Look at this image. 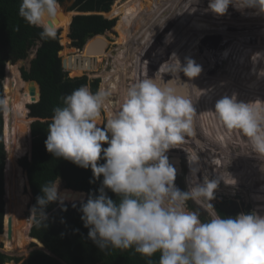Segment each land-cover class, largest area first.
Instances as JSON below:
<instances>
[{
	"label": "clouds",
	"instance_id": "9594fccd",
	"mask_svg": "<svg viewBox=\"0 0 264 264\" xmlns=\"http://www.w3.org/2000/svg\"><path fill=\"white\" fill-rule=\"evenodd\" d=\"M230 5L264 14V0H210L208 7L223 16ZM60 12L59 0H21L19 8L25 22L42 29V40L56 38L51 21ZM201 71L195 61L186 59L168 84L149 77L133 83L119 110L103 125L99 123L102 109L110 99L103 90L93 93L87 85L81 86L61 97L62 106L53 109L47 151L91 168L96 179L103 177L99 195L89 197L81 207L88 238L101 252L132 251L146 264H264V216L251 212L223 218L211 203L222 176L193 183L187 191L175 186L176 169L167 152L195 136L196 113L186 87L178 83L179 73L192 80ZM4 103L0 99V110ZM253 105L238 102L235 95L224 96L216 102L214 113L226 129L239 131L254 152L264 157V109ZM101 159L102 165L98 164ZM196 171L191 170L193 176ZM41 192L31 215L37 229L47 227L45 209L58 200V186L49 182L41 186ZM189 201L209 218L201 220L189 210ZM157 254L158 260H153Z\"/></svg>",
	"mask_w": 264,
	"mask_h": 264
},
{
	"label": "trees",
	"instance_id": "16d2710c",
	"mask_svg": "<svg viewBox=\"0 0 264 264\" xmlns=\"http://www.w3.org/2000/svg\"><path fill=\"white\" fill-rule=\"evenodd\" d=\"M209 1L128 0L119 6L118 4L115 5L111 13L108 14L119 18L116 24V20H107L101 16V12L110 10L113 0H74L68 12L61 7L64 0H59L61 12L51 21V25L56 28V38L54 40H42L40 38L42 29L30 26L19 16L21 0H0V99L5 102V108L3 106L5 125L3 110H0V249L3 250L4 254L6 252L13 253L16 248L23 250L26 245L25 238H27L37 248L42 247L49 254L40 249L33 250L21 264H146L144 258L132 251L121 252L112 250L109 254H105L88 238L89 229L84 227L81 219L83 215L81 207L87 202L89 197L99 195L103 177L96 179L91 168L84 169L68 160L53 157L45 147L48 126L51 123L53 109L57 106H62L61 97L71 94L75 89L84 85H87L93 93L98 91L100 82L98 78L89 80L86 76L77 77L83 72H91L90 70L95 67L96 53L86 55V49L91 42L95 39L100 40V42L105 43L106 49L108 48L109 41L105 36L99 37L98 35H104L112 31L116 24L115 30L118 33V38L115 44H118V47L115 50V54L109 55L115 68L116 58L124 54H139L144 51L139 46L127 47L120 44L141 45L146 50H153L155 49L154 39L159 31L162 18L174 23L183 14L184 10L190 14H197L201 18L208 14L214 15L209 10ZM153 7L156 9L161 8L156 13V16L160 17L159 19L143 15V9H152ZM73 10L78 13L94 14L80 15ZM163 10L165 13H160ZM193 10L197 12H193ZM244 10L249 11L247 8L237 9L229 6L226 14L223 16H210V20L203 23V25H194L187 21L177 22L172 27L175 30H170V41L172 37H175V40L177 39V32L180 35L191 34L192 37L184 38L183 42L176 41L175 45L172 43V48L174 50L177 48L178 54H182L184 51L182 43L210 45V42H207L209 38L213 37L214 34L216 38H213V40L219 39L218 37L223 38V35L229 29V27L222 30L214 28H222L223 26L238 23V21L241 22L242 18L239 17L244 15V18H246L250 14L249 12L241 14ZM250 10L251 13L261 15L256 9ZM203 26L205 27L203 28ZM17 27L18 31L16 30ZM243 27L234 28V33H236H232L235 36H232L234 40L230 36L225 42L220 43L218 41V44L214 43L216 44L214 46L215 49L219 50L225 59L232 56L229 51L230 43L244 45L242 48H246L247 46H253L252 44L255 42H252V40L259 37L258 29L247 28V30L250 29V32L244 33ZM211 28H213L212 31H206ZM58 32H60V37L63 41L67 38L68 42L70 40L73 46L77 48H82L86 41L89 40L83 52L79 55L81 57L80 64L75 65V56L67 57L66 54L72 55L69 51H61L62 45L60 44ZM257 33L258 35L256 36L255 34ZM243 34H247L244 39ZM248 34L251 36L248 37ZM205 36H207L206 40H203ZM258 44L260 43H256L255 46H258ZM263 51L264 41L261 42V47L257 51L259 56L262 55ZM106 56H108L107 53ZM30 57L31 60H29ZM84 57H88L90 61L89 67L87 60L84 61L83 66L82 58ZM62 58L66 62L67 70L62 68ZM9 60L13 63L29 60L28 68H22L20 73L16 66L8 65L6 67ZM244 60L246 64H250L252 61H254L252 63L258 62L255 61V55H251V57L247 55ZM149 62L150 58L147 56L123 57V63L126 68H133L131 74L133 83L148 77L156 78L151 70L147 68L140 69L148 65ZM180 62L185 64L186 59L184 58ZM227 64H236V62L228 61ZM5 71L7 82L4 91ZM165 77L166 75L163 78ZM103 80L107 83L112 82L115 96L118 97L121 103L125 95L127 80H129V77L126 76V71L121 73L113 69L110 74L104 76ZM182 80L187 81L189 79L185 76ZM29 81H34L38 86L39 100L37 102H34L37 98L36 88L34 94L30 95V90L32 86L35 87V84L32 85ZM15 112L20 114L18 120L12 117ZM26 115L28 116L26 117ZM3 132H5L6 137H14L16 140L15 148L9 147L10 151L7 156ZM27 140H30L29 145L26 143L28 142ZM107 146L105 144L102 147L106 148ZM26 149L29 150L28 155L21 158L20 164H18L16 162L17 158ZM103 163H105L103 159L98 161V164L102 165ZM5 173L7 175V183L4 189ZM53 181L58 186V200L48 204L45 209L47 216L45 224L47 227L37 229L34 223L35 217H31L29 237H26L23 232L28 226V209L32 214V209L37 203V197L43 194L41 186ZM5 190L7 192L6 202ZM70 190L84 192L86 198L78 204H70L68 202L79 198L78 194L72 196ZM105 191L107 196L113 201H118L119 198L114 193L110 190ZM68 194H71V196L68 197ZM224 204L222 203L221 207L218 208L215 206L219 215L223 218H235L237 213H234L231 208L223 206ZM245 211V214H247L248 211L246 209ZM3 253L0 252V264H19V261L7 258ZM153 260H158V254L153 257Z\"/></svg>",
	"mask_w": 264,
	"mask_h": 264
},
{
	"label": "rangeland",
	"instance_id": "374dc122",
	"mask_svg": "<svg viewBox=\"0 0 264 264\" xmlns=\"http://www.w3.org/2000/svg\"><path fill=\"white\" fill-rule=\"evenodd\" d=\"M126 1L128 0H113V4L110 10L108 12H101V16L107 20H116V24H117L119 18L109 16L108 14L111 13V10L115 5L118 4L119 6L125 3ZM147 8L143 9L144 16L149 15V16L157 17L158 19L160 18L158 15L156 16V13L158 12L157 10H160L161 8L160 9H156L155 7H153L152 9H147ZM248 9L249 11L244 10L242 11L241 14H243L244 12H249L250 13L249 17L244 18V15L242 17H239L242 18L241 22L238 21V23H233L230 24L229 26H223L222 28L213 27L214 29H220V30L229 27V29L223 35V38L218 37L219 39L213 40V38H216V35L214 34L215 36L213 35V37L209 38L207 41L210 42V45L209 44L190 45L187 43L185 44L182 43L184 49L182 54H178V49L176 48L174 50L171 44L173 43V45H175L176 41L183 42L184 38L188 36H189L188 38H191L192 35L191 34L180 35L177 32L176 33L177 39L175 40L174 39L175 37L174 38L172 37V40L170 41L171 38L170 30L172 29V27L179 21H187L190 24L193 23L194 25L195 24L203 25V23L210 20V16H216V15L208 14L205 17L201 18L198 17L197 14H193V13L190 14L188 12H185L184 10L183 14L179 18L177 17L178 18L177 20L173 18L174 20H176L174 23L171 22L170 20L167 19L164 20V18H162L163 20L160 21L159 31L157 33L156 38L154 39L155 49L146 50V48L142 46L144 50L142 53L124 54L119 58L115 59V68H114V65L112 64V58L109 55L115 54V50L118 47L117 46L118 44H115L116 39L118 38V33L115 30V26H116L115 24L112 31L107 32L105 34V38L109 41L108 48L105 51L100 52V54L96 53L97 58L95 59L96 60L95 67L92 68V70H90L91 72H83L80 76L77 77L86 76L89 80L98 78L100 80L98 85V90H103L109 93L110 99H109V103L107 104L108 107L105 106L102 109V119L100 120V124L103 125L106 122V120L111 117L112 114H114L116 111L119 110L121 104L119 102L118 97L115 96V90L113 89L114 87L111 84L112 82L107 83L106 81H104L103 80L104 76L110 74L113 69L120 71L121 73L122 71H126V76L129 77V80H127L126 89L133 84V81L131 80V78L133 77V76L131 77L133 68L131 69L130 67L126 68V66L123 63L124 56L149 57L150 58L149 64L144 67H141L140 69L147 68L151 70L153 72V75H155L156 79H162L163 83H167V84L169 83V81L173 80V77L171 76L172 72L174 70L179 69V63L181 66L185 65V64H181L180 60H183L185 58V59H192L193 61H195V63L199 65L202 69L198 77L194 78L193 80L184 81L182 80V78L185 77L183 72L179 73L178 83L180 85H183L187 89H190L188 90V95L196 112L195 126L197 131L195 132L194 137L186 138L184 143H180L179 145H176V148H172L170 149L172 151L169 150L167 152L169 163L174 168H176L178 164L179 172H177L176 169L175 186L181 191H187L193 185L191 184V182L196 184H202L205 178L212 180V179H220V176H222L223 179H220L218 188L214 192L215 199L211 201L216 212L217 209L215 208V206L217 208L221 207L220 205L224 203L223 200H227L229 202H226L223 206L231 208V210L234 211V213L236 212L237 215L241 213H245L246 212L245 209H246L248 213L256 212L258 215L264 216V191H263L264 180H262L263 182H261L262 191L258 192V194L249 193L250 189L246 188L245 186L246 183L244 181V177L248 173L256 172V174L258 175L259 171L256 170V168H264V157L256 155L255 153H253L255 157H249L247 152H242L239 149L241 147L240 144L242 143L245 144L249 149L250 148L253 149L250 143L248 142L247 138L243 136L239 131L226 129L220 123V121L218 120V118L214 113L215 104L219 99L223 98L224 96L231 97L233 95L236 96L238 102H244V103H251L249 100L252 98L251 100L252 103H254L253 106L255 108L264 109V75H260V71L264 69V51L262 52L261 55L262 57L259 56V54L257 53V51L261 47V42L264 41V14L257 15L250 12L251 11L250 9L252 8H247V10ZM73 11L78 13L76 10ZM161 12L165 13L164 10L160 11V13ZM193 12H197V11L193 10ZM78 14L92 15L94 13H78ZM240 26L242 27L244 26L242 29L244 30V33L250 32V29L247 30V28L258 29L259 37L255 38L258 40L253 39L252 42H255L252 44L253 46L248 47L246 45L247 46L246 48L244 47L242 48V46L244 45H240V44L236 45L235 43H230L229 51H230V55L232 56L231 57L229 56L228 59H225L224 57H222V53L219 50L215 49L214 46L216 44L214 43L216 42L218 44L219 43L218 41H220V43L225 42L228 37L230 36L232 37L234 36L233 34H236L234 33L235 32L234 28H238ZM204 27L205 26H203V28ZM177 28L179 29V27ZM213 28L206 31H212ZM174 30L175 29H172L171 31ZM255 31L257 32V30ZM58 33L60 37V32ZM246 35L247 34H243V39L246 37ZM255 35L257 36L258 33ZM207 36H205L203 40H206ZM249 36L251 35L248 34V37ZM234 37H232L231 39L234 40ZM64 40L65 41H63V39L60 37V44L62 45L61 51L67 50L72 55H81V52H83V49L85 48L87 41H89L87 40L82 48H77L76 46H73L70 40L68 42L67 38H65ZM256 43H260V44H258V46H255ZM124 46L131 47L132 45L129 46L127 44H124ZM79 51L80 53H78ZM106 53L108 56H106ZM247 55H249V57H251V55L252 56L255 55L256 58L255 61L258 62L252 63L254 62L252 61L250 64H246L244 59L247 57ZM177 60L179 61V63L177 62ZM9 61L7 62L6 67L8 65L16 66V68L19 70L20 73L22 68H26V69L28 68L29 60H26L25 62L18 61L16 63L13 62L10 63ZM228 61L236 62V64H227ZM164 75H166L165 78H163ZM6 82L7 81H6V71H5V78L3 81L4 91H5ZM248 92H250L252 95H254L253 93L255 92H260L262 93V95L261 96L255 95L253 97H249ZM256 99H259V103L258 102L255 103L253 101ZM4 108H5V103H4ZM4 108H3V120L5 125ZM27 116L28 115H26V117ZM12 117L15 120H18L20 114L18 112H15V114H13ZM204 117L205 119H203ZM30 121L32 120L30 119ZM218 122L220 123V125L216 126ZM217 128H220L219 132L215 131ZM205 132H207L208 135ZM219 135L220 137L223 136L222 139L223 141L228 137V139L232 141V144L220 141ZM3 136H4V144H5L6 156H7L8 152L10 151L9 147L10 148L13 147V149L15 148L16 140L14 137L12 138L6 137L5 132H3ZM27 141L28 142L26 143L29 145L30 140ZM212 141H215V143L213 144ZM192 143H196L197 145L194 144L193 146ZM207 148L210 150L209 152ZM222 148L229 149L230 151L232 149L234 150L233 152L239 150L238 152L235 153L234 157L241 159L235 160L231 158L228 154H224L223 152H221ZM186 149L188 150L189 153L188 154L184 153V156L181 158L182 152L180 151L183 150L185 151ZM28 151L29 150L26 149V151H24V153L17 158L16 162L18 164H20L19 162L21 158L28 155ZM233 152L230 153V155H233L234 154ZM213 154H215L217 157L214 158ZM208 157H210V164ZM196 158L197 160L193 162L192 160H195ZM211 161L213 162V165ZM240 161L245 162V165H243L244 163ZM183 165H184V169H183ZM247 165H250L248 168L250 167L254 168L255 166L257 167L255 168L254 171H251L250 169L245 168ZM190 167H192V169H197L195 176H193L192 173L190 174L188 172V169ZM189 174L191 175V180H189L190 179ZM233 180L235 181V183ZM6 183H7V175L5 173L4 189L6 188ZM6 196H7V192L5 190V202H6ZM188 209L197 212L200 215L201 220H207L209 218L207 216V213L204 212L205 210L203 208L197 206L195 203L191 201H189L188 203ZM4 212H5V207H4ZM31 215H32L31 211L28 209V216H27L28 226L26 230H24L23 232V234L26 237L28 236L31 227ZM25 239H26V245L23 248V250L16 248V250L13 251V253L6 252L4 255L7 258H12L14 260L19 261V264L25 261L29 257L30 252L37 249V246H35L32 242H30V240H27V238ZM40 250L44 251L45 249L42 248ZM47 254H49V252Z\"/></svg>",
	"mask_w": 264,
	"mask_h": 264
},
{
	"label": "bare ground",
	"instance_id": "6f19581e",
	"mask_svg": "<svg viewBox=\"0 0 264 264\" xmlns=\"http://www.w3.org/2000/svg\"><path fill=\"white\" fill-rule=\"evenodd\" d=\"M120 45H124V44H120ZM130 46V45H129ZM132 46H141V45H132ZM142 47V46H141ZM67 55V57H72V56H76V55H68V54H66ZM64 57V56H63ZM63 59V58H62ZM61 59V60H62ZM257 72V71H256ZM260 75H264V69L263 70H261L260 71ZM257 93V92H256ZM256 93H253L254 95L253 96H255V95H259V96H261L262 94H260V93H258V94H256ZM6 99V98H5ZM251 103H252V100L250 99L249 100ZM8 102V101H7ZM255 102V101H254ZM208 118V117H207ZM203 119H205V117L203 118ZM219 130H220V128H217L215 131L216 132H219ZM231 140H229L228 139V137L223 141L222 140V142H225V143H231L232 144V141L230 142ZM209 146V145H208ZM240 150L242 151V152H247L248 153V156L249 157H255V155L253 154V153H255L254 152V150L253 149H249L245 144H240ZM208 149V148H207ZM238 150V149H237ZM219 151V150H218ZM234 150H232L231 149V151L229 150V149H226V148H222V150H221V152H223L224 154H228L231 158H233V159H241V158H235L234 157V155H235V153L236 152H238V151H235V152H233ZM217 152V151H216ZM227 152V153H226ZM234 153L233 155H230V153ZM256 154V153H255ZM256 155H258V154H256ZM230 158V159H231ZM246 158V157H245ZM256 159H257V157H256ZM232 160V159H231ZM176 161V160H175ZM229 161V160H228ZM244 161V160H243ZM181 162V161H180ZM240 162H242V161H240ZM242 163H244L243 165H245V162H242ZM242 163H239V164H242ZM262 163V162H261ZM177 164V163H176ZM251 165V164H250ZM250 165H247L245 168H248ZM257 166H255L254 168L253 167H250V168H248V169H250L251 171H254L255 170V168H256ZM262 167V166H261ZM175 169H177V172H179V170H178V164H177V166H176V168ZM237 170H239V169H237ZM256 170H258L259 172H258V175L256 174V172H254V173H248L245 177H244V181H245V185H246V188L248 189H250L249 190V193H256V194H258V192H260V191H262V189H261V182H263L262 180H264V173H263V171H264V168H256ZM182 171V170H181ZM246 171H248V170H246ZM236 172V171H235ZM9 189V188H8ZM264 191V190H263ZM46 251V250H45Z\"/></svg>",
	"mask_w": 264,
	"mask_h": 264
},
{
	"label": "water",
	"instance_id": "95a60500",
	"mask_svg": "<svg viewBox=\"0 0 264 264\" xmlns=\"http://www.w3.org/2000/svg\"><path fill=\"white\" fill-rule=\"evenodd\" d=\"M73 2H74V0H64V2L61 4V7H63L64 9H65V11L66 12H68L69 11V8L71 7V5L73 4ZM99 37H103L102 35H98ZM98 36H95V37H98ZM105 43L104 42H100V40H94L93 42H91L89 45H88V47H87V49H86V55H92V54H94V53H99L100 54V52H102V51H104L105 50ZM80 56L79 55H76L75 56V61H76V63H75V65H78V64H80L81 62H80ZM83 59V62H82V64L84 63V61L85 60H87V64H88V67H89V59H88V57H84V58H82ZM29 60H31V58H29ZM10 63H12L11 61H9ZM61 63H62V68H63V70H67V68H66V62H65V60L64 59H62V61H61ZM83 66H84V64H83ZM171 80V79H170ZM30 82V84H35V87H33L32 86V89L30 90V95H33L34 94V92H35V88H36V91H37V98H36V101H34V102H37L38 100H39V89H38V86H37V84L34 82V81H29ZM170 82V81H169ZM188 90H190V89H184V91L188 94ZM194 128H195V132L197 131V129H196V126H195V114H194ZM68 190V189H67ZM70 192H71V194H72V196H76L77 194H78V196H79V198H78V200H74V201H72V202H68V201H66V202H68V203H70V204H78V203H80V202H82L85 198H86V194L84 193V192H76V191H73V190H70ZM71 194H68L67 196L69 197V196H71ZM80 194V195H79ZM37 249H42V247H38ZM45 251V250H44ZM0 252L1 253H3V250H1L0 249ZM45 252H47V251H45ZM48 253V252H47ZM4 254V253H3Z\"/></svg>",
	"mask_w": 264,
	"mask_h": 264
},
{
	"label": "flooded vegetation",
	"instance_id": "af4514ba",
	"mask_svg": "<svg viewBox=\"0 0 264 264\" xmlns=\"http://www.w3.org/2000/svg\"><path fill=\"white\" fill-rule=\"evenodd\" d=\"M103 36V35H102ZM104 36H105V34H104ZM106 49V48H105ZM256 93V92H255ZM258 93H260V92H257L256 94H258ZM242 94V93H241ZM260 94H262V93H260ZM248 95H249V97H253V95L250 93V92H248ZM252 99V98H251ZM253 101H255V102H258L259 103V99H256V100H253ZM197 110H198V108H197ZM199 110H200V108H199ZM220 125V123L218 122L217 123V125L216 126H219ZM206 134H207V132H205ZM208 135V134H207ZM222 139H223V136L222 137H220V135H219V140L220 141H222ZM184 143V142H183ZM212 143L214 144L215 143V141H212ZM180 144V143H179ZM179 144H177V145H179ZM185 144H187V143H185ZM194 144L195 145H197L196 143H192V145L194 146ZM173 150H176V149H173ZM208 150V152L210 151L209 149H207ZM170 151H172V150H170ZM180 152H182V154H181V158L184 156V153H186V154H188L189 152H188V150L186 149L185 151L183 150V151H180ZM218 155V154H217ZM221 156H224V155H221ZM213 157L214 158H216L217 156L215 155V154H213ZM180 158V159H181ZM208 159H209V164H210V157H208ZM215 161V160H214ZM212 162V161H211ZM212 165H213V162H212ZM183 169H184V165H183ZM191 170H192V167H190L189 169H188V172L191 174L192 172H191ZM189 174V180H191V175ZM202 182V181H201ZM191 184H193L192 182H191ZM224 185V184H223ZM246 186V185H245ZM224 201V203H226V202H229V201H227V200H223ZM198 206V205H197ZM205 212V211H204Z\"/></svg>",
	"mask_w": 264,
	"mask_h": 264
}]
</instances>
